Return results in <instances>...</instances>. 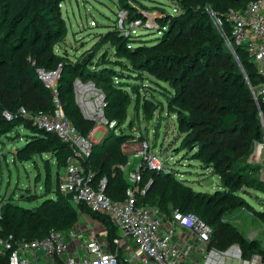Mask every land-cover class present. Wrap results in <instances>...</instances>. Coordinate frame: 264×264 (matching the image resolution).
I'll list each match as a JSON object with an SVG mask.
<instances>
[{
    "label": "trees",
    "instance_id": "trees-1",
    "mask_svg": "<svg viewBox=\"0 0 264 264\" xmlns=\"http://www.w3.org/2000/svg\"><path fill=\"white\" fill-rule=\"evenodd\" d=\"M172 1L182 12L169 15L166 24L158 26L159 32L151 41L135 40L134 35L127 36L116 30L101 39L100 44L109 42L118 57L129 61L128 66L118 71L114 61L91 66L98 44L84 51L74 62L67 53L56 52L68 33L62 15L64 0H0V136L25 128L29 134L25 145L15 151V161L24 163L49 155L59 168H64L72 155L69 144L37 127L20 109L25 108L31 114L53 111V92L39 72H56V90L65 115L83 135H88L95 123L83 115L74 84L77 79L93 82L103 95V118L117 126L93 143L84 166L95 172L97 180L108 179L106 194L113 201L123 200L130 184L119 166L128 164V156L122 149L128 137L116 130L127 119L133 101L131 94L135 95L136 103L139 102L138 86L125 80L146 72L157 86L167 89L154 90L162 95L168 111L176 117V139H181L180 148L190 152L192 159L200 161L206 169H213L220 179L221 189L213 193L195 191L171 170L142 168L140 192L136 194L138 204L156 206L166 217L174 211L193 213L211 227L210 246L227 249L238 245L244 257L259 254L264 261V250L254 241L245 240L226 222L244 207L251 209L254 215L264 213L255 211L243 195L248 193L246 189L264 194V180L249 176L255 169L247 164L255 143L261 139L262 124L246 76L253 85L259 78L245 48L235 47L237 60L225 46V38L232 37L231 25L226 24L223 30L216 28L208 11L242 12L252 0ZM120 8L128 16L133 13L131 3L126 0ZM134 19L142 20L137 13L131 20ZM132 42L134 47L130 46ZM145 101L152 107L163 106L161 101L155 102L147 95ZM148 109L146 106L147 118ZM58 178L55 188L51 187V178L46 179V190L53 192L54 197L45 198L36 207L25 208L13 200L0 207V237L8 239L12 235L16 240L33 241L44 238L51 229L77 227L79 212L70 198L59 191ZM81 210L107 227L109 241L119 236L109 218L85 206H81ZM122 258L120 254L121 261ZM8 259V252H0V264H8Z\"/></svg>",
    "mask_w": 264,
    "mask_h": 264
},
{
    "label": "built area",
    "instance_id": "built-area-1",
    "mask_svg": "<svg viewBox=\"0 0 264 264\" xmlns=\"http://www.w3.org/2000/svg\"><path fill=\"white\" fill-rule=\"evenodd\" d=\"M208 11L216 28L223 30L226 24L231 25L232 37L225 38V46L234 53L235 58L238 60L235 47H243L255 65L258 83L253 85L248 76L246 82L258 105V116L264 122V0L250 1L242 12L229 10L219 14L212 9ZM118 17L122 28L126 12L122 11ZM141 23L142 20L137 19L130 25L131 28H136ZM124 28L126 33L130 32L128 26ZM39 73L43 81L50 73L51 78L56 76L58 79L56 72ZM47 86L53 92L52 112L31 114L25 108H21L20 112L33 120L40 129L56 134L72 149V155L59 173V191L70 198V203L79 213L83 214L81 206H85L93 213L109 218L118 229L119 236L109 241L107 233L101 236L102 233H99L95 226L94 236L91 238L84 237V231L77 228L51 229L44 238L33 241L16 240L12 235L8 239L0 237V252L9 253L8 264H189L192 251L201 255L197 264H234V260H237L238 264H264L259 254L244 257L243 250L238 245L227 249L210 246L211 227L193 213L174 211L170 217H166L161 215L156 206L139 205L136 194L140 192L142 181L141 164L134 170H128L127 165L119 166L130 187L125 199L113 201L106 194L108 179L102 177L97 180L95 172L84 166V161L92 152V134L96 126L88 135H83L65 115L56 83H49ZM99 106L102 119L98 124L105 125L108 129L113 128L115 123L109 124L103 118L102 93ZM142 147L137 157L142 156L144 168L151 171H170L163 158L148 150L147 143ZM263 149L264 139L258 149L260 156L263 155ZM259 163L264 172V157H261ZM174 237H177V241ZM76 241H79L84 249L82 256L79 254V248L74 245ZM120 254L123 256V262Z\"/></svg>",
    "mask_w": 264,
    "mask_h": 264
},
{
    "label": "rangeland",
    "instance_id": "rangeland-1",
    "mask_svg": "<svg viewBox=\"0 0 264 264\" xmlns=\"http://www.w3.org/2000/svg\"><path fill=\"white\" fill-rule=\"evenodd\" d=\"M131 3L133 13L126 14L123 26L120 28L119 17L122 14L121 3L123 0H64L62 3V15L66 20L68 33L56 49L60 55L67 53L71 61H76L82 53L91 49L94 45L99 46L97 54L93 57L91 66L102 65L104 62L114 61L115 69L122 71L129 61L117 56L109 42L101 43V39L107 36L109 31H120L124 35H134L133 39L151 41L153 36L159 32L158 26L166 24L167 17L182 12V8L172 0H126ZM139 14L143 20L136 27L131 28L130 23L134 20L133 14ZM117 20V24L115 23ZM118 26L115 28L114 26ZM128 26L129 33L125 28ZM131 40V41H135ZM131 47L135 44L132 42ZM126 72V71H124ZM125 81L137 85L140 90L139 102L136 103L135 95L132 104L127 111V119L120 125L117 133L127 135V142L123 145V152L128 156V170H134L139 164L144 168L142 156H138L143 149L142 145L147 143L149 151L163 158L166 167L175 173L178 179L187 182L195 191L213 193L220 188V179L213 169H206L198 160H193L187 150L180 148L181 139L178 136L177 121L174 113L168 111L166 102L162 95L154 89H163L157 86L154 78L148 73L135 74ZM56 76L50 80L44 79L47 84L56 83ZM117 81V80H116ZM160 85V84H159ZM76 99L83 115L95 123L92 140L99 142L107 133L105 125L98 124L102 119L99 106L100 90L91 81L77 79L74 84ZM130 91V88H129ZM158 102L161 101L162 108L146 105L145 97ZM149 108V118L146 117L145 108ZM154 108V109H152ZM262 124V136L254 145V149L248 158L247 164L255 170L249 172V176H255L264 180L262 165L259 163L263 155L259 154V145L264 139V122ZM117 126V125H116ZM116 126L113 128L115 129ZM29 132L25 128H19L8 136H0V207L9 200L25 208H33L39 205L45 198L54 197V193H48L45 187L47 178H51L52 188H55L57 176L63 169L59 168L56 161L49 155L37 156L32 161L21 163L15 161V151L25 145L26 135ZM259 144V145H258ZM39 178V181L37 179ZM244 195L246 202L255 211H264V194L254 189H246ZM48 193V195H46ZM84 214V213H83ZM79 213V218L82 217ZM97 226L101 236L107 233V227L91 214L87 215V221ZM98 222L101 224L98 226ZM226 222L234 226L238 233L247 241H254L258 247L264 250V213L254 215L251 209L242 208L226 219ZM79 230V229H78ZM251 235L253 238L251 239ZM234 264H238L234 260Z\"/></svg>",
    "mask_w": 264,
    "mask_h": 264
},
{
    "label": "crops",
    "instance_id": "crops-1",
    "mask_svg": "<svg viewBox=\"0 0 264 264\" xmlns=\"http://www.w3.org/2000/svg\"><path fill=\"white\" fill-rule=\"evenodd\" d=\"M82 220H86L87 221V215L83 214L82 217L79 218V222L77 225V229H79L80 231H84V237L86 238H91L94 236L93 233V229L95 226L89 224L88 222L84 223V225L81 223ZM99 224V222H98ZM180 231V230H179ZM174 240L177 241V237H174ZM75 246H77L79 248V254L80 256L84 255V249L81 246V243L79 241H76V243H74ZM201 259V255L197 252V251H192V253L189 256V264H197L199 262V260Z\"/></svg>",
    "mask_w": 264,
    "mask_h": 264
},
{
    "label": "bare ground",
    "instance_id": "bare-ground-1",
    "mask_svg": "<svg viewBox=\"0 0 264 264\" xmlns=\"http://www.w3.org/2000/svg\"><path fill=\"white\" fill-rule=\"evenodd\" d=\"M45 78L50 80L51 79V76H49V75L47 76L46 75Z\"/></svg>",
    "mask_w": 264,
    "mask_h": 264
},
{
    "label": "water",
    "instance_id": "water-1",
    "mask_svg": "<svg viewBox=\"0 0 264 264\" xmlns=\"http://www.w3.org/2000/svg\"><path fill=\"white\" fill-rule=\"evenodd\" d=\"M49 75H51V73Z\"/></svg>",
    "mask_w": 264,
    "mask_h": 264
}]
</instances>
